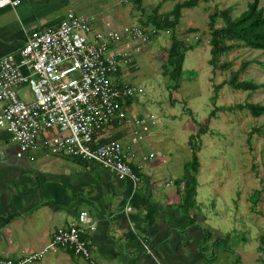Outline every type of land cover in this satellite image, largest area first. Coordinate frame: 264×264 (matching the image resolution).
<instances>
[{"label":"rangeland","instance_id":"rangeland-1","mask_svg":"<svg viewBox=\"0 0 264 264\" xmlns=\"http://www.w3.org/2000/svg\"><path fill=\"white\" fill-rule=\"evenodd\" d=\"M85 1L89 8L95 10L94 15L104 13L103 6L107 0ZM162 1L144 0V9L141 11L129 1L130 10L124 12L128 15L126 20L129 22L124 20V25L112 28L122 30L123 26L136 25L146 29L145 22ZM184 1L186 0H177L180 3ZM252 1L254 0H214L209 4L201 3L197 8L183 11L181 26L177 28L178 32L175 30L174 35L186 48H194L184 53L183 79L178 90L171 88L170 76L165 73L164 67L167 66L169 71H172L175 60L181 59L175 57L173 63L172 58L169 60L174 53L175 42L172 33L169 35L162 30L152 35L147 44L141 45L142 51L134 59V70L122 66L123 71L127 72L123 80L133 87L143 89V93L138 92L135 96L134 110L138 114L153 113L162 122L150 126L142 143L129 146L137 154L135 160L142 162V156L151 152L158 157L156 159L166 156L170 167L179 168L173 172L174 176L180 177L183 175L181 164L191 160L193 156V148L189 143L199 147L198 157L202 165L200 180L205 184L199 190L197 205L193 211L200 215V221L206 224L207 229L212 227L217 230L215 239L219 237L223 240L217 247L214 243L207 244L203 264H236L238 259L239 264H264V137L255 132L258 127H264V115L254 118L248 110L239 108L247 102L264 103V89L250 93L234 90L224 84L229 81L231 72L237 71L244 61L251 64L240 75V80L264 83V52L236 48L221 58V62L230 63L228 69L214 70L209 64V15L231 8L232 15L237 17ZM175 3L165 2L161 9L162 14H169ZM79 4L78 0L74 7L78 8ZM112 4L110 7H113L115 12L125 8L121 0H114ZM260 5L264 7V0H260ZM132 14L138 17L135 23L130 22L129 16ZM96 18L99 19L97 15ZM190 24L194 26L189 27ZM217 25L222 26V20H219ZM194 32L199 35L194 36ZM197 39L199 41L194 44L193 41ZM115 83L117 84V81ZM16 92L21 101L30 102L33 99L27 86L16 88ZM222 107L232 110L222 111ZM214 110L217 112L212 117ZM176 159H179V164ZM54 160L56 159L34 160L35 162H29V168L35 173L34 177H37L40 170L49 171L48 166ZM213 170L218 175L215 179ZM212 182L215 184V191L209 193L211 185L208 183ZM20 247V244L16 245L13 251L0 249V253L12 258L24 254L26 256L27 253ZM213 250L216 258H212ZM61 252L57 254L61 255ZM57 254L50 251L39 263L47 264Z\"/></svg>","mask_w":264,"mask_h":264},{"label":"crops","instance_id":"crops-1","mask_svg":"<svg viewBox=\"0 0 264 264\" xmlns=\"http://www.w3.org/2000/svg\"><path fill=\"white\" fill-rule=\"evenodd\" d=\"M20 1L16 9L0 8V59L16 55L34 33L59 25L68 10L73 9L77 13L95 11L86 5L85 0H79L78 8L74 7L78 0ZM113 2L107 0L103 6L104 13L96 14L99 19L96 18L94 31L115 30L112 27L124 25L122 21L128 15L122 9L115 12L110 7ZM129 17L130 22L138 21L135 14ZM157 17L165 28L173 23L172 17L163 15L161 10ZM147 26L150 29L156 25ZM180 26L177 25V32ZM193 35L198 36L199 33ZM197 41L194 40V44ZM133 45L132 42L124 43L120 48L128 49ZM133 65L129 66L130 70H134ZM125 74L127 72L122 68L114 77V83L117 81L120 88L131 86L123 80ZM115 136H120L127 147L131 146L129 129L111 131L105 135V140ZM41 159L56 160L49 164V171L40 170L34 177L29 162ZM178 161L176 159L177 164ZM189 161L180 165L183 175L176 177L173 172L179 168L170 167L168 158L166 162L154 159L146 166L141 160H135L133 165L140 171L141 178V184L135 189L115 173L80 159L63 156L47 158L42 151L33 155V159L29 155L20 157L11 134L0 127V249L13 251L20 244L21 250L27 254L40 252L50 244L59 229L67 227L77 219L79 213L86 211L98 222L97 230L90 239L93 259L97 264H203L206 259V251L202 250L206 224L193 210L205 182L200 180V163L195 206L190 213L183 207L182 201L185 189L191 185V179L184 169ZM212 175L214 179L218 177L215 170ZM208 184L211 185L209 193H213L214 182ZM127 207L133 208L132 213L126 212ZM210 229L214 241L217 230ZM2 254L0 258L6 257ZM62 262L87 263L62 250L61 255L57 254L47 264Z\"/></svg>","mask_w":264,"mask_h":264},{"label":"built area","instance_id":"built-area-1","mask_svg":"<svg viewBox=\"0 0 264 264\" xmlns=\"http://www.w3.org/2000/svg\"><path fill=\"white\" fill-rule=\"evenodd\" d=\"M20 4V0H0V8L16 9ZM121 4L123 12L130 10L128 0ZM95 22L94 13L70 9L59 25L34 33L16 55L0 59V127L11 134L20 157L33 159L42 151L47 158L80 159L115 173L136 189L141 184L132 168L137 154L121 140H105V135L129 129L131 144H140L151 125L162 124L153 113L138 114L134 103L126 104L143 89L120 88L114 83L122 66L132 65L141 45L159 30L132 25L98 32L93 28ZM130 42L132 48H120ZM21 86L29 87L32 101L19 99L16 88ZM156 158L151 153L141 159L149 163ZM159 159L166 162L167 157ZM132 210L126 208L127 213ZM97 226L94 217L82 211L42 251L16 259L1 257L0 264H38L46 253L67 249L85 262L97 264L90 248Z\"/></svg>","mask_w":264,"mask_h":264},{"label":"trees","instance_id":"trees-1","mask_svg":"<svg viewBox=\"0 0 264 264\" xmlns=\"http://www.w3.org/2000/svg\"><path fill=\"white\" fill-rule=\"evenodd\" d=\"M132 4L136 6L138 10L144 9V0H129ZM167 1L176 2L171 12L168 14L172 17V25L170 27H164L162 21L159 20L157 15L161 10L163 4ZM214 0H186L182 3L177 2V0H163L162 3L156 6L153 10V15L145 22L146 28L149 24H154L157 30H169L172 32V39L174 43V53L171 54L172 63L175 60V57H181V59L175 60V66L173 70L169 71V67L164 66L165 73L170 76L171 88L173 90H178L181 87L183 79V62H184V53L188 50H192L193 47L186 48L183 43L177 41L175 38L174 32L177 25L180 24L182 13L184 10L197 8L201 3L209 4ZM157 20V21H156ZM219 20H222L223 25L218 26L217 23ZM157 22V23H154ZM209 34H210V55L211 59L209 61L210 66L213 69L226 70L230 67V63L227 61L221 62V58L233 51L236 48H249L251 50H260L264 52V7L260 5V0H254L248 3L247 9L242 12L239 16L234 17L231 12V8H226L218 13L209 15ZM195 31V30H190ZM181 60V63H180ZM251 64L249 61H244L241 63L240 68L237 71H232L229 81L224 84H228L234 90H239L243 92L255 93L260 89H264V83H257L254 80H240V75L245 72L247 67ZM171 67V65H170ZM119 74V72L117 73ZM116 74V75H117ZM136 101L135 97L128 98L126 104L131 106ZM240 109L248 110L254 118H260L264 115V103H245L244 105L239 106ZM219 110V109H217ZM217 110L212 112V117L215 116ZM222 111L232 110V108H220ZM219 110V111H220ZM255 132L264 137V127H258ZM199 135V134H198ZM197 135V136H198ZM113 140H120V136H115ZM193 140V136L191 137ZM190 147L193 148V156L189 162H186L184 169L188 173L189 178L191 179V185L189 188H186L183 195V207L188 209L195 206V196L197 188V174L200 168V162L198 157L199 147H195L192 142L189 143ZM132 168L137 175L140 174V171L132 164ZM256 202V200H254ZM193 224V222H192ZM205 239L203 242L202 250L206 251L207 244L211 242L216 245V247L223 243L221 238L217 237L213 241V233L211 229L204 228ZM213 248V246H212ZM66 251L71 252L74 255L72 249H67ZM212 258H216V253L212 252ZM236 264H239V259Z\"/></svg>","mask_w":264,"mask_h":264}]
</instances>
